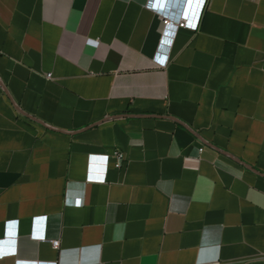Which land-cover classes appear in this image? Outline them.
<instances>
[{
    "label": "crops",
    "instance_id": "crops-1",
    "mask_svg": "<svg viewBox=\"0 0 264 264\" xmlns=\"http://www.w3.org/2000/svg\"><path fill=\"white\" fill-rule=\"evenodd\" d=\"M152 1L0 0V264H264V0Z\"/></svg>",
    "mask_w": 264,
    "mask_h": 264
},
{
    "label": "built area",
    "instance_id": "built-area-1",
    "mask_svg": "<svg viewBox=\"0 0 264 264\" xmlns=\"http://www.w3.org/2000/svg\"><path fill=\"white\" fill-rule=\"evenodd\" d=\"M195 1L196 0L192 1L193 5L191 6V11L189 12L188 10V16L185 10V4L187 3V0H177V3L175 4L171 3L170 5H166L167 2L164 3L161 0H157L155 4L153 3V1L151 2L150 7L162 14L165 25V30H164L163 38L161 40V45L157 55L155 56V63L159 67L165 68L168 65L170 46L173 44L178 30L182 28H193V29L198 28L201 11L199 12L196 21H193L191 19V15H192L191 13L193 12ZM205 2L206 0H204L203 4ZM179 4H182V6L179 7ZM176 10L178 12H176ZM47 78L52 79V75L51 74L47 75ZM115 158L118 167H121L124 163V153L122 151H116ZM38 238L45 239L46 237L39 236ZM52 243L55 248L60 247V241H53Z\"/></svg>",
    "mask_w": 264,
    "mask_h": 264
},
{
    "label": "water",
    "instance_id": "water-1",
    "mask_svg": "<svg viewBox=\"0 0 264 264\" xmlns=\"http://www.w3.org/2000/svg\"><path fill=\"white\" fill-rule=\"evenodd\" d=\"M156 1H157V0H154L153 3L155 4ZM161 1H163V0H161ZM164 1H166V2H168V3H170V4H171V3H172V4L177 3V0H164Z\"/></svg>",
    "mask_w": 264,
    "mask_h": 264
}]
</instances>
